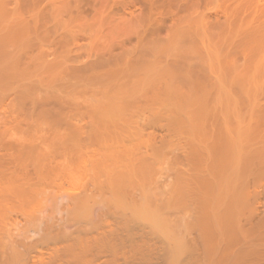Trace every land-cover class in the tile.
<instances>
[{
    "label": "bare ground",
    "instance_id": "bare-ground-1",
    "mask_svg": "<svg viewBox=\"0 0 264 264\" xmlns=\"http://www.w3.org/2000/svg\"><path fill=\"white\" fill-rule=\"evenodd\" d=\"M135 1L145 47L161 0ZM228 1L215 36L179 15L151 57L91 68L88 114L0 122V264H264V2ZM17 20L0 48L31 25Z\"/></svg>",
    "mask_w": 264,
    "mask_h": 264
},
{
    "label": "rangeland",
    "instance_id": "rangeland-1",
    "mask_svg": "<svg viewBox=\"0 0 264 264\" xmlns=\"http://www.w3.org/2000/svg\"><path fill=\"white\" fill-rule=\"evenodd\" d=\"M53 1H54V3L52 4L51 2H53ZM58 1L59 0H0V11H1L0 12V15H1L0 16V32L4 29V26L6 23H8V22L12 23V21L14 22L17 19H18L17 21L22 20V19H23L22 21L27 20L28 23L26 21L23 22V25L26 22V25H25L26 27H27V25L31 24L28 26V29L27 28L25 29V31H24L25 33L27 32L26 30H29L30 28L33 29V30H30L31 35H30V31H29V32H27V34L23 33L22 34L23 36L21 35V38H19L20 40L19 39L15 40L16 42L18 41V43H17L18 46L15 43L17 49L12 48L15 46H12L13 43L11 41H9V42H11L10 45H9V42H8V44H6V46H8L7 50L9 47H10V49L12 48L11 54H9L8 51L6 52V49H5L6 46H3L1 44V46H3L0 48V114H1L0 115V122H1V125L4 122L6 124H11L10 122H15L17 120H20V118L23 119V121H25V119L27 121V118L29 120H32V118H33V120H35V118L39 119L40 117L41 118L47 117L51 114H56V112L58 110H63V109H64L63 111L67 110V112L72 111V113H75L77 116L79 114L83 115V113L88 114L91 110V109L89 110V104L92 105L93 103L97 102L98 99H100V96L102 97V94H103L102 93L103 84H101L102 81H100V80L97 81V77L95 78V76L91 77L90 76L91 72H92L91 70L98 68V66H101V67L103 65L106 66L108 61H109L108 64L114 62L115 60L119 61L118 57H120V60H123V58L125 60L127 57L129 58V54H131L132 51L137 58L144 57L145 59H147V57H149V56L151 57L152 55H149L151 53L149 51L152 50L149 47V46H151L150 42L151 41L154 42V40L156 39V41H157L156 43L158 45H162L163 43L162 44H160V43L163 42L164 39H167L168 33H170V30L173 27L174 19L177 17L179 18L180 16H182L183 18H185L184 16L191 18V17H195V15L198 16V13H199V16H205V18L207 20L206 25H207V27H209V28H207L209 33H210L209 29H211L214 32L212 31L210 34H213V36H215L222 29L221 26L218 27V26H216V24L218 23V25H223L222 22H224V20H225L223 16L225 15L224 8L226 7V4L228 5L227 6L228 9H230V8L232 9L233 8L232 6H234L233 3H231L232 1L222 0L224 2L221 1V3H223V4L220 3V9L221 10L219 11V14H217L218 13L217 11L219 10V8H217L218 10L216 11V6L214 8V5L210 4V3L207 5L208 2L207 3L202 2V1H201V3L195 2L192 5V2L189 0L188 1L191 2V4L188 1L186 4L181 0H179V1L178 0H171V1L170 0H168V1L167 0H163V1L161 0V1H158V3L156 4V7H155L156 10L154 9L155 12L153 14L154 15L153 18H154V20H156L155 21V23H156L155 25H156V29H157L156 33L153 34L154 36L148 37V40L149 41L151 40V41L149 43L147 42L148 43L147 46L145 45V47H144V45H143V46H138L137 48H135L134 47L135 42H136L135 40L137 39V37H139L141 35V33L143 32V29H144V27L141 25V23H139L136 19L132 20L134 13L131 14L132 18L131 19L129 18L130 13H128V12H131V11H134L135 15H137V16L139 15L138 13H139L140 7L139 8L137 7L138 5L136 4L135 0H131V1H129V0H71V1L70 0H60L59 2ZM61 1H63V2H61ZM132 1L137 6H135L134 3H132ZM122 2L123 3L125 2V3L123 4ZM263 2H264V0H260V3H263ZM59 3H60V5H59ZM62 3L65 7L63 5H61ZM254 3L256 5L258 3V0L254 1ZM54 4H55V7L53 6ZM189 4H190V6H189ZM58 5L61 7H59ZM50 6H51V8H50ZM131 6L133 9L131 8ZM221 6L223 9L221 8ZM218 7H219V5H218ZM127 8H128V10H127ZM140 9H142V8H140ZM110 10H111V13H110ZM34 11H36L35 13L37 14V16L35 15V17H38L39 14H40V16L38 18H36L35 20L34 19L32 20V18H30V17L33 16V15L31 16V14L32 13L34 14ZM39 11H40V13H39ZM200 11H201V13H200ZM52 12H53V14H52ZM106 12H107V14H106ZM121 12H123V13H121ZM186 12H188V13H186ZM220 13L221 14L223 13V14L220 15ZM121 14H123V15H121ZM238 14L240 16V13H238ZM216 15H219L222 18L221 17L219 18ZM69 16H71V18L74 16L75 18L73 17V19H70ZM108 16H110V18ZM206 16H208V17H206ZM62 17L64 18V20ZM120 17H122V18H120ZM19 18H21V19H19ZM207 18H209V19H207ZM38 20H39V22H38ZM71 20H72V22H71ZM73 20H74V22H73ZM216 20H220V21H216ZM35 21L38 22L36 24L37 27L34 24ZM44 21H46V22H44ZM60 21H63V22H60ZM69 22H70V24H69ZM125 22H126V25L124 24ZM129 22H131V23H129ZM209 23L213 24L212 25L213 29L210 28L211 24H209ZM220 23H222V24H220ZM214 24H215V26H214ZM32 25L36 28L34 29V27ZM78 25H79V27H78ZM112 25H114V26H112ZM216 28H220V29H216ZM22 29H23V27H22ZM89 30H91V31H89ZM99 30L101 33L100 36H99ZM159 30H160V32H159ZM68 31L73 33L72 36L74 39L71 37V33H69V37L72 40L67 36ZM75 31L77 32V34ZM80 31H82L83 33H81ZM161 32H162V34H161ZM96 34H98V35H96ZM32 35H34V36H32ZM105 35H107V36H105ZM26 37H28V38L26 39ZM35 37H36V39H35ZM105 38H106V40H105ZM152 38L153 39L155 38V39L152 40ZM158 38H160V39H158ZM99 40L100 41L103 40L102 41L103 43L100 42ZM121 42H122V44H121ZM96 44H97V47H95ZM129 46H132V47H129ZM111 47H112V49H111ZM133 48L135 51L133 50ZM106 49H109V51ZM148 49H150V50H148ZM177 49L179 50V48H177ZM99 50L101 52H99ZM110 50L112 52H114L116 55H118V56H116L117 58L116 57L113 58L114 54H110V52H111ZM86 52H87V54H86ZM101 53L104 57H102ZM4 54H7L9 57L8 56L6 57V55L4 56ZM109 54L113 55V56H109ZM146 54H148V55H146ZM96 56H98V57H96ZM12 57H13V59H12ZM100 57H102L104 59H102V58L100 59ZM108 57H109V59H111V61L108 59ZM106 60H107V62H106ZM104 61H105V63H104ZM12 62H13V64H12ZM101 62H102V64H101ZM28 66H30V67H28ZM26 67H28V68H26ZM31 67H32V70H30ZM14 68H15V70H14ZM91 68H93V69H91ZM38 69H39V72H38ZM1 73H3V74H1ZM88 73H90V74H88ZM88 77L92 78V79L89 81ZM93 78H94V80H93ZM4 80H6V81H4ZM52 80H53V82H52ZM31 83H33V84H31ZM98 83L101 85H99ZM100 86H102V88H99ZM98 88H99V90H98ZM6 110H7V112H6ZM78 112H79V114H78Z\"/></svg>",
    "mask_w": 264,
    "mask_h": 264
}]
</instances>
